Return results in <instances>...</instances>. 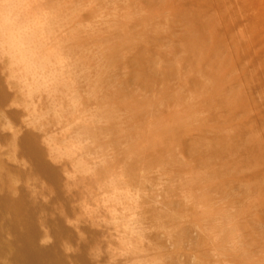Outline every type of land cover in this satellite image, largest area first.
<instances>
[{
    "label": "rangeland",
    "instance_id": "rangeland-1",
    "mask_svg": "<svg viewBox=\"0 0 264 264\" xmlns=\"http://www.w3.org/2000/svg\"><path fill=\"white\" fill-rule=\"evenodd\" d=\"M43 13L59 91L0 64V186L33 242L65 264H264V0Z\"/></svg>",
    "mask_w": 264,
    "mask_h": 264
},
{
    "label": "bare ground",
    "instance_id": "bare-ground-1",
    "mask_svg": "<svg viewBox=\"0 0 264 264\" xmlns=\"http://www.w3.org/2000/svg\"><path fill=\"white\" fill-rule=\"evenodd\" d=\"M37 3L38 0H0V64L8 63L12 75L20 82L26 81L32 96L40 98L57 93L63 84L54 76L56 69L48 71L57 51L47 48L51 24L42 17L45 13L34 16ZM19 146L26 147L22 141ZM4 187L1 184L0 233L7 231L9 238L0 240V249L4 248L17 264H65L54 244L38 246L33 242L30 207L9 196Z\"/></svg>",
    "mask_w": 264,
    "mask_h": 264
}]
</instances>
